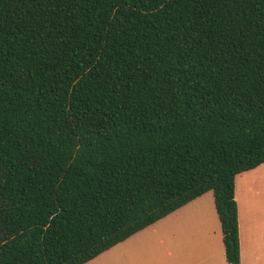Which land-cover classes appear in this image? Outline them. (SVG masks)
Here are the masks:
<instances>
[{"label":"trees","instance_id":"1","mask_svg":"<svg viewBox=\"0 0 264 264\" xmlns=\"http://www.w3.org/2000/svg\"><path fill=\"white\" fill-rule=\"evenodd\" d=\"M264 163V0H0V264H83Z\"/></svg>","mask_w":264,"mask_h":264},{"label":"crops","instance_id":"2","mask_svg":"<svg viewBox=\"0 0 264 264\" xmlns=\"http://www.w3.org/2000/svg\"><path fill=\"white\" fill-rule=\"evenodd\" d=\"M205 193L166 214L169 215L177 210L188 208L183 214L185 220L182 227L191 231V234L189 239H183L185 249L188 248V250L184 254L186 257L182 264L190 262L189 257L192 258L191 264H226L223 256L221 233L220 239H218L217 234L209 228L202 232L203 225L197 222V218L201 217L200 201L205 198ZM233 199L236 206L239 264H264V163L234 176ZM195 229L198 232L201 231L200 238L196 237ZM125 240L126 238L83 264H113V258L106 254ZM171 254L172 251H167V255ZM196 257L197 259H195Z\"/></svg>","mask_w":264,"mask_h":264},{"label":"rangeland","instance_id":"3","mask_svg":"<svg viewBox=\"0 0 264 264\" xmlns=\"http://www.w3.org/2000/svg\"><path fill=\"white\" fill-rule=\"evenodd\" d=\"M204 197L200 201L201 217L197 218V222L203 225L202 232L209 228L220 239L211 192L207 191ZM187 210H177L144 227L106 255L113 258V264H182L188 250L183 239H189L191 234V231L182 227L185 220L183 214ZM194 232L200 238L201 231L195 229ZM167 251H172V254L167 255ZM189 259L187 264L192 262V258Z\"/></svg>","mask_w":264,"mask_h":264}]
</instances>
